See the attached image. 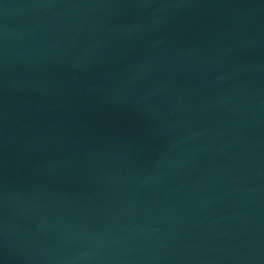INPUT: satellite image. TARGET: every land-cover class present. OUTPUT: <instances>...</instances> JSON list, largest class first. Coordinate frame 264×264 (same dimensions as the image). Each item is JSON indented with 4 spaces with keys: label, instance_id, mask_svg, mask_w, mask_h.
<instances>
[{
    "label": "water",
    "instance_id": "95a60500",
    "mask_svg": "<svg viewBox=\"0 0 264 264\" xmlns=\"http://www.w3.org/2000/svg\"><path fill=\"white\" fill-rule=\"evenodd\" d=\"M0 264H264V0H0Z\"/></svg>",
    "mask_w": 264,
    "mask_h": 264
}]
</instances>
